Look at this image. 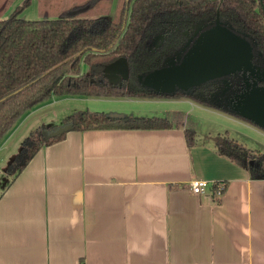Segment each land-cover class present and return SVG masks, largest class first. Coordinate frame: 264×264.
Listing matches in <instances>:
<instances>
[{"label": "crops", "instance_id": "1", "mask_svg": "<svg viewBox=\"0 0 264 264\" xmlns=\"http://www.w3.org/2000/svg\"><path fill=\"white\" fill-rule=\"evenodd\" d=\"M145 101L168 127L67 130L15 176L0 165V264H264V178L217 152L219 110L183 96ZM194 179L208 186L192 192Z\"/></svg>", "mask_w": 264, "mask_h": 264}, {"label": "trees", "instance_id": "2", "mask_svg": "<svg viewBox=\"0 0 264 264\" xmlns=\"http://www.w3.org/2000/svg\"><path fill=\"white\" fill-rule=\"evenodd\" d=\"M37 1L39 8L41 1ZM110 2L80 0L57 14L39 9L38 17L24 18L20 12L29 0L20 4L0 0V143L29 110L55 96L141 99L183 96L232 113L213 99L220 92L218 80L195 86L188 92L160 94L142 87L137 76L174 58L196 29L210 26L216 19L252 40L255 54L264 57V0H116L114 15L108 16ZM100 3L108 5L105 11L95 8L90 16L77 12ZM80 4L86 6L77 9ZM117 57L127 60L128 79L110 82L103 69ZM81 63L85 64L84 70ZM63 124H69L67 130L170 125L165 117L154 115L112 116L87 108L72 111L56 126L31 128L8 163L9 173L15 176L42 145L62 139L67 130L47 136L44 132ZM184 137L192 144L195 131L185 127ZM216 141L219 154L237 163L251 177L264 178V153L224 133Z\"/></svg>", "mask_w": 264, "mask_h": 264}, {"label": "water", "instance_id": "3", "mask_svg": "<svg viewBox=\"0 0 264 264\" xmlns=\"http://www.w3.org/2000/svg\"><path fill=\"white\" fill-rule=\"evenodd\" d=\"M174 58L161 66L137 76V82L156 93L188 92L195 86L221 80L228 75L241 74L244 91L229 99L228 110L264 128V69L253 62L254 43L217 19L208 27H199ZM103 74L110 82L128 79V64L124 57L112 60ZM253 80L247 81L248 77ZM261 82V85H258ZM69 124L57 126L44 134L56 135L67 130Z\"/></svg>", "mask_w": 264, "mask_h": 264}, {"label": "rangeland", "instance_id": "4", "mask_svg": "<svg viewBox=\"0 0 264 264\" xmlns=\"http://www.w3.org/2000/svg\"><path fill=\"white\" fill-rule=\"evenodd\" d=\"M20 1L22 3L24 0H20ZM40 1H41L39 4L40 12L47 11V13L49 14L50 13L57 14L58 11H60V9H66L69 6H74L77 4V2H80V0H40ZM29 2L30 4H28L23 10H21V13L23 14L21 16L23 17L24 15L29 14L33 8L36 9V6L38 7L37 0L34 2L35 5L33 1L30 0ZM85 6L86 4H80V6H78L77 9L84 8ZM107 7L108 5L106 3L105 4L100 3L96 5V7H93L90 10L82 9L77 12L81 16L83 15L90 16L91 14H94L95 8L100 11H105ZM70 10L73 9H67V11ZM110 16H112V14ZM81 69L82 70L85 69L84 63H81ZM51 100L52 102H50ZM51 100L46 101V103L50 102L49 104H47L46 108L38 109V111L32 113L30 116L27 117L26 115L24 118H21V120H19L13 126L8 136L0 143V148L2 147V150L0 151V165L2 167L7 163H9L8 161H10L11 158L14 156V154L18 151L21 140L29 133L30 128L34 127L35 125H38L37 123H40L38 122V120L40 119L41 121H43L42 119L46 118V116H50V115L55 116V114H57V116H63L62 114L64 111H65L64 113H71L72 111H77L83 108H87L89 110H93L94 108H96L97 110L104 109V111L107 112H117L119 114H127V115H129L130 113H135L134 116H146L149 115L146 112H151V110L149 109L150 102L145 101V99H141V98L137 99L136 97H130V96L129 97H116V96L93 97L86 95L66 96V97L55 96ZM46 103H44L43 105H46ZM31 110H29V112ZM218 113H220L219 116H215V119H213L212 122L210 123V125L213 127L212 129H214V132H218L220 134L222 133L227 134L228 136H231L235 140L242 143L244 146L246 147L248 146L255 151L264 153V128L262 129L256 124H253L248 119L241 118L230 112L229 113L232 115H229V113L226 115V112H224L221 109L218 111ZM136 114H143V115H136ZM221 115H226V116H221ZM197 119L198 117H196V121H198ZM199 123L201 124V125L198 124L199 127L202 128V125L203 124L205 125L206 121L199 119ZM3 182L4 180L0 178V184H2Z\"/></svg>", "mask_w": 264, "mask_h": 264}, {"label": "flooded vegetation", "instance_id": "5", "mask_svg": "<svg viewBox=\"0 0 264 264\" xmlns=\"http://www.w3.org/2000/svg\"><path fill=\"white\" fill-rule=\"evenodd\" d=\"M253 62L255 63L256 66H259L260 69H264V57L257 56L255 52H254ZM233 78H234V82H232ZM226 79H227L226 80L227 83H223V81L218 80L219 83L217 84L219 85V87H221L219 90L220 92L213 97L216 103L221 104L225 108L228 107L229 99L233 97L236 93L244 91V87H245V80L239 73L237 75L236 74L228 75ZM252 80L253 79L250 76L247 78L248 82H251ZM261 84H262L261 82H258V85Z\"/></svg>", "mask_w": 264, "mask_h": 264}, {"label": "built area", "instance_id": "6", "mask_svg": "<svg viewBox=\"0 0 264 264\" xmlns=\"http://www.w3.org/2000/svg\"><path fill=\"white\" fill-rule=\"evenodd\" d=\"M208 186V182L204 179H194L192 181H190V189L192 192L198 193L201 191H204V189ZM222 188V185H220L219 183H215V186L213 187V189H211L212 191H214V194L219 195L220 189Z\"/></svg>", "mask_w": 264, "mask_h": 264}]
</instances>
